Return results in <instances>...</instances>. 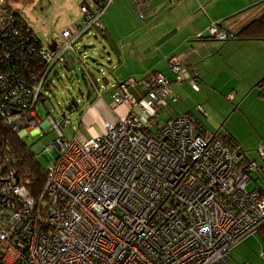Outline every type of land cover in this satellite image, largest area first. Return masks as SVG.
Listing matches in <instances>:
<instances>
[{"label": "built area", "instance_id": "1", "mask_svg": "<svg viewBox=\"0 0 264 264\" xmlns=\"http://www.w3.org/2000/svg\"><path fill=\"white\" fill-rule=\"evenodd\" d=\"M7 1L0 0V119L24 138L42 131L37 105L51 93L58 69L73 72L81 65L76 46L113 0H84L81 24L53 41L7 17ZM208 37L232 39L214 25ZM169 69L173 79L153 72L113 85L108 110L124 106L126 113L102 120L92 138L77 133L67 141L48 117L58 139L45 149L55 156L41 210L28 191L30 179L10 170L15 162L6 157L0 165V264H226L230 251L264 225V188L247 190L264 172V142L258 164L245 161L220 135H201L189 116L161 122L163 110L178 102L173 83L199 90V75L186 69L182 56L171 58ZM61 126H70L67 118Z\"/></svg>", "mask_w": 264, "mask_h": 264}, {"label": "crops", "instance_id": "2", "mask_svg": "<svg viewBox=\"0 0 264 264\" xmlns=\"http://www.w3.org/2000/svg\"><path fill=\"white\" fill-rule=\"evenodd\" d=\"M83 2L78 0L79 6ZM258 10L264 12V0H148L143 4H136L134 0H113L100 18L102 35L118 50L114 55L116 59H111L115 66L111 88L129 78L140 80L153 72L171 78L173 75L168 62L173 57L182 56L186 69L199 75V90H192L188 84L178 87L173 83L170 90L178 97V106L170 109L172 116L169 118H163V110L160 121L189 116L201 135L217 134L230 139L231 147L243 154L245 161H250L245 156V146L235 131V124L228 126L224 123L212 133L202 123V116L206 117L207 113L204 112V115L196 109L206 108L210 116L211 112L215 114L226 104L228 119L240 115L238 118L245 121L253 136L252 145L257 147L264 142V129L260 127L264 123L259 115L261 110L257 113L251 107H243L251 99L264 106V37L256 33V25L250 27L255 32L224 43L208 37V29L212 25L220 28L218 25L222 24V29L235 36L254 20L264 23V14H259L261 17L258 19H251L252 14H258ZM240 16L247 18L240 23L233 22ZM132 94L139 96L137 90H132ZM98 98L96 96L90 100V105L80 118V126L87 136L82 137L78 130L77 133L84 139L98 134L94 124L101 132L102 120L114 122L116 116L121 117L126 113L127 109L123 106L110 114L108 106L111 100L99 101ZM245 110L251 113V117ZM33 133L37 131L29 134ZM251 161L260 164L256 160ZM255 178V187L264 188V182L261 181L262 185L258 182L260 176ZM259 239L264 247L262 238ZM233 258L235 260L228 254L226 264H264L262 258Z\"/></svg>", "mask_w": 264, "mask_h": 264}, {"label": "rangeland", "instance_id": "3", "mask_svg": "<svg viewBox=\"0 0 264 264\" xmlns=\"http://www.w3.org/2000/svg\"><path fill=\"white\" fill-rule=\"evenodd\" d=\"M80 3H78V0H10V6L13 10L18 12L25 19L27 25L31 27L43 41H53L52 39L58 37L69 25H71V27H75L81 22ZM257 13L258 14L256 15L252 14L253 16L251 19H258L261 17L259 14H264V12L259 10ZM247 16L249 17L250 15ZM246 18L247 17L240 16L235 18L233 22L240 23ZM100 27L101 25L99 23L98 26L91 31V34L89 36H84L81 42H79V45L76 47L82 48L83 54L81 55L80 60L85 62V70L91 74L93 79L99 80L98 90L99 94L101 93L102 95L101 97L99 96L98 100L104 101L106 99L111 100L114 94L111 90V85L115 77V66L114 63L112 64L111 59L113 61L116 59V56L114 55L118 52V50L112 46L114 44H112L109 40H106L104 35H102ZM85 47L87 49L83 50ZM85 58L94 59L96 64H98L97 67ZM1 67L2 66H0V68ZM57 73L58 77L53 78L54 85L51 87V93L47 94L45 96V101L38 104L35 109L38 121L43 127L42 131L28 134L27 137L22 138L24 144L29 148L31 154L35 156L40 167L43 169H47L52 164L53 157L55 156L54 150L48 149L45 151V149L58 139L56 131L53 130V128L46 122L48 117L54 120V123L58 126L60 132L67 141H71L74 138V135L77 134V130L80 132L82 137L87 136L85 131L80 126V118L90 105V100H93L96 96H98L91 87L89 81L84 78V72L78 64H75L73 72L65 68H61L58 69ZM172 77L169 78L173 79ZM103 78L106 79V82L103 81ZM80 94H83L85 97V102L84 100L82 101ZM254 96L255 93H253V98ZM72 98L79 101V103L76 105V109L72 114H66L65 118H67L70 122V126H61V122L63 120L62 113ZM256 101L257 100L252 99L248 100L243 107H251L253 111L255 110L257 113L261 110L259 115H261L262 121L264 122V106L257 104L258 102ZM248 102L249 105L246 106ZM177 106L178 103L170 105V108L173 109ZM108 111L112 114L110 110ZM169 111L170 110H164L162 113L163 118L166 116H168V118L172 116ZM203 111L207 113V116H202V123L205 124L208 130L212 133H214L220 126H223L224 123H227L228 126H231L232 123L235 124V131L245 146L243 148L245 156L248 160H256L261 164L262 161L257 152L258 146L255 147V145H252L253 136L249 128L246 126L243 118H238L240 115L237 117L233 116L228 119L229 114H225L226 104H224L215 114L211 112L210 116L206 108L203 109ZM245 111L246 113L249 112L248 110ZM248 115L251 117V113H248ZM262 121L255 122L262 124ZM94 126L95 129L98 130V133H100L98 125L94 124ZM260 127L264 129V123ZM15 167L16 166L10 170H15ZM260 175H262L261 180L258 182L262 185L263 183L261 181L264 182V172ZM255 179L256 178L254 176V180ZM254 188L255 184L252 181L247 186V190H252ZM259 238V234H253L237 248L231 250L229 255L232 259H234L233 257L235 256L237 258L246 257V259L250 260H262L263 258L261 259L260 254L264 252V247L261 245Z\"/></svg>", "mask_w": 264, "mask_h": 264}, {"label": "trees", "instance_id": "4", "mask_svg": "<svg viewBox=\"0 0 264 264\" xmlns=\"http://www.w3.org/2000/svg\"><path fill=\"white\" fill-rule=\"evenodd\" d=\"M5 10L7 12V17H14L16 21L27 25L25 19L10 6V0L6 2ZM252 25H256V33H260V35L264 37V23L259 20H254L253 23H250L247 27H245L246 29L243 28L238 34L232 36V39L255 32L250 30ZM218 26L221 27L222 24H219ZM219 137L222 138L227 145L230 147L232 146L230 139H226V137L223 138L221 135ZM6 157H9L10 160L15 162L14 166H16L15 170L18 175H23L30 179L28 191L32 199L36 202V208L41 210L42 204L45 201L47 169L40 167L35 156L31 154L29 148L24 144L23 140L19 138L10 128H8L0 119V165ZM257 234H259L264 242V225L257 231Z\"/></svg>", "mask_w": 264, "mask_h": 264}, {"label": "water", "instance_id": "5", "mask_svg": "<svg viewBox=\"0 0 264 264\" xmlns=\"http://www.w3.org/2000/svg\"><path fill=\"white\" fill-rule=\"evenodd\" d=\"M85 49H87V48H86V47L83 48V50H85ZM82 54H83V52H80V53H79V57H80ZM96 56H97V55H96ZM80 58H81V57H80ZM85 59H86L87 61L91 62L92 64H95L96 67H97L98 64H96V62H95L94 59H90V58H85ZM77 64H78V66L81 67V70H83V72H84V78H85V79H87V77L93 79V77L91 76V74H90L88 71L85 70V62L82 61L81 65H80L79 63H77ZM93 81L96 83V85H97V87H98V82H99V80H95V79H93ZM103 81L106 82V79L103 78ZM80 96H81V99L84 100V96H83V94H80ZM78 103H79V101H76L75 99L72 98V99L68 102V104H67V106H66L64 112L62 113V118L64 119V118L66 117V114H72V113L75 111V109H76V105H77Z\"/></svg>", "mask_w": 264, "mask_h": 264}]
</instances>
